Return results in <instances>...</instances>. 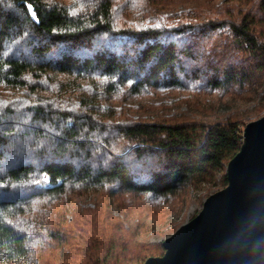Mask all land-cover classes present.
<instances>
[{
	"label": "trees",
	"instance_id": "obj_1",
	"mask_svg": "<svg viewBox=\"0 0 264 264\" xmlns=\"http://www.w3.org/2000/svg\"><path fill=\"white\" fill-rule=\"evenodd\" d=\"M263 110L264 0H0V264L162 256Z\"/></svg>",
	"mask_w": 264,
	"mask_h": 264
},
{
	"label": "water",
	"instance_id": "obj_2",
	"mask_svg": "<svg viewBox=\"0 0 264 264\" xmlns=\"http://www.w3.org/2000/svg\"><path fill=\"white\" fill-rule=\"evenodd\" d=\"M227 186L142 264H264V115L248 122L226 166Z\"/></svg>",
	"mask_w": 264,
	"mask_h": 264
},
{
	"label": "rangeland",
	"instance_id": "obj_3",
	"mask_svg": "<svg viewBox=\"0 0 264 264\" xmlns=\"http://www.w3.org/2000/svg\"><path fill=\"white\" fill-rule=\"evenodd\" d=\"M134 101H139V100H134ZM186 111V108L185 107H182L181 108V111ZM264 115V110L263 111H261L260 113H259V116H263ZM256 116H253V117H249V119H247V123L249 122V121H253V120H256ZM220 189V187H218V188H212V189H210V190H208V192H204V193H198V195L195 197L196 198V200H194V201H191L189 204H187L186 206H185V208H184V210L178 215V216H176V217H174V218H172V220H171V223L172 222H174L173 224H175V227L173 228V230L174 229H178L181 225H183V224H185V223H187L188 221H190L193 217H195L197 214H198V212L200 211V209H201V207H202V205H201V201L203 200H205V198L208 196V195H210V194H213L214 192H216V191H218ZM201 194V196L199 197V195ZM204 198V199H203ZM203 201H202V204H203ZM168 225V224H167ZM168 227H171L170 225H168L167 226V228ZM170 229H168V231H169ZM175 230V231H176ZM175 231H173V233L175 232ZM171 235V234H170ZM169 235V236H170ZM168 237V236H167ZM166 238V237H165ZM152 241L154 240V239H151Z\"/></svg>",
	"mask_w": 264,
	"mask_h": 264
}]
</instances>
